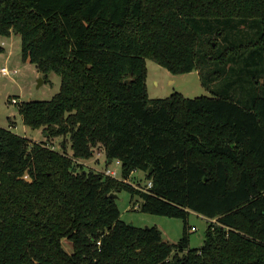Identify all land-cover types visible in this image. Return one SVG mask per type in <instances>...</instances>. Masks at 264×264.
<instances>
[{
    "label": "trees",
    "instance_id": "1",
    "mask_svg": "<svg viewBox=\"0 0 264 264\" xmlns=\"http://www.w3.org/2000/svg\"><path fill=\"white\" fill-rule=\"evenodd\" d=\"M13 33L60 91L17 104L43 142L0 127V264H264V0H0ZM149 59L211 95L149 98ZM95 151L120 178L83 166ZM121 191L180 219L178 243L121 220ZM192 212L209 222L196 249Z\"/></svg>",
    "mask_w": 264,
    "mask_h": 264
},
{
    "label": "rangeland",
    "instance_id": "2",
    "mask_svg": "<svg viewBox=\"0 0 264 264\" xmlns=\"http://www.w3.org/2000/svg\"><path fill=\"white\" fill-rule=\"evenodd\" d=\"M219 40V37L216 38V42ZM0 47L3 48V51L0 52V67H5L8 71H16L10 77L0 74V127L10 128L14 133L28 140L43 142L42 130L24 126L21 122L17 105L11 104L10 101L11 98L18 100V103L49 100L60 91V78L56 74L50 73L48 80L44 82L35 65L22 60L19 35L13 33L9 38L0 36ZM145 68L147 71L145 86L149 98L163 99L174 92H178L187 98L211 95L206 87L201 86L198 71L194 70L183 75L172 74L150 59L145 61ZM63 141L69 145L67 138L65 140L63 138L49 139L47 143L55 150L61 151V143ZM67 153H70L69 149H67ZM97 154L99 152L95 151L92 158L83 160V166L96 172L105 169L116 171L118 178H120V165L116 164L115 161L105 163L106 159H104L102 152L99 156ZM143 177L142 173L134 172L129 180L130 183L136 185V181ZM144 182L145 180L142 179L141 184L144 185ZM116 201L117 207L121 211L120 219L127 224L130 223L134 227L140 228L155 226L161 231L163 241L170 245L177 244L180 240L183 228L180 219L145 214L139 210L141 198L135 195L132 199L124 191L118 193ZM187 223L189 227L194 228L189 231V247L192 249L200 248L203 245L205 231L209 222L192 212L188 216ZM211 223H215V221L212 220ZM62 243L65 250L71 253L72 247H70L69 243L67 241ZM177 251L179 255H182L180 250Z\"/></svg>",
    "mask_w": 264,
    "mask_h": 264
},
{
    "label": "built area",
    "instance_id": "3",
    "mask_svg": "<svg viewBox=\"0 0 264 264\" xmlns=\"http://www.w3.org/2000/svg\"><path fill=\"white\" fill-rule=\"evenodd\" d=\"M15 72H16L15 70H13V71H10L9 70L8 71L5 67H0V74L2 76L10 77V76L14 75ZM10 102H11V104H14V105L19 104L18 103V100H16L15 98H11V101ZM47 145L50 146L48 143H47ZM51 148H53V147L51 146ZM100 153H101V151H99V154H97V155L99 156ZM115 162H116V164H119L120 165L119 160H116ZM99 172H102L103 175L109 176V177L114 178V179H117L118 178L116 171H110L108 169H105V170H103V171L101 170ZM150 186H151V183H148V187H150ZM192 229H194V228H192Z\"/></svg>",
    "mask_w": 264,
    "mask_h": 264
},
{
    "label": "water",
    "instance_id": "4",
    "mask_svg": "<svg viewBox=\"0 0 264 264\" xmlns=\"http://www.w3.org/2000/svg\"><path fill=\"white\" fill-rule=\"evenodd\" d=\"M39 82H41V80H39ZM111 162H112L111 160L108 161V163H111ZM150 171H151V169H149V171L147 172V175H149ZM109 196H110L111 198H113V199H116V200H117V198H118V194H110ZM129 226H131L130 223H129Z\"/></svg>",
    "mask_w": 264,
    "mask_h": 264
},
{
    "label": "crops",
    "instance_id": "5",
    "mask_svg": "<svg viewBox=\"0 0 264 264\" xmlns=\"http://www.w3.org/2000/svg\"><path fill=\"white\" fill-rule=\"evenodd\" d=\"M206 219V218H205ZM207 220V219H206Z\"/></svg>",
    "mask_w": 264,
    "mask_h": 264
}]
</instances>
